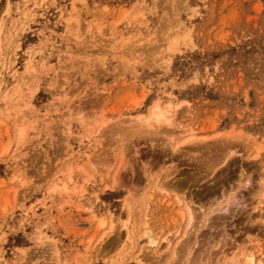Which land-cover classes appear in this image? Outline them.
<instances>
[{
    "label": "rangeland",
    "instance_id": "1",
    "mask_svg": "<svg viewBox=\"0 0 264 264\" xmlns=\"http://www.w3.org/2000/svg\"><path fill=\"white\" fill-rule=\"evenodd\" d=\"M244 251L264 264V0H0V264Z\"/></svg>",
    "mask_w": 264,
    "mask_h": 264
},
{
    "label": "bare ground",
    "instance_id": "2",
    "mask_svg": "<svg viewBox=\"0 0 264 264\" xmlns=\"http://www.w3.org/2000/svg\"><path fill=\"white\" fill-rule=\"evenodd\" d=\"M170 108H171V104H169V103H167L164 106H159L158 103L157 104L153 103L151 108H150L151 110L148 114V117H146V119H145L147 121V125L153 126L155 123L160 124L163 121H166L168 124H171L170 118H166V113H168ZM135 117L137 118V120L135 119L136 121L141 120V118H142V117L140 118L139 115H137ZM136 124L138 125L139 122H137ZM225 156H226V153H225ZM183 206H184V213L187 215V219H188L187 225L192 224V221H193L192 211L193 210H191L189 205L185 202L183 203ZM103 224H104V220L101 218L99 220V225L102 226ZM122 225L126 228V230L128 229V227H127L128 223L127 222H124ZM185 232H187V231L185 230ZM143 235H146L147 237H149V242L151 244L155 243L156 239L154 237H152V235L149 233V229L143 230ZM243 257H244V260H241L240 258H243ZM138 260L141 261V259H138ZM233 260H238L236 264H248L253 260V258H252V255H250L248 252L244 251L240 254V256L236 257L235 259L232 258V263H233Z\"/></svg>",
    "mask_w": 264,
    "mask_h": 264
}]
</instances>
